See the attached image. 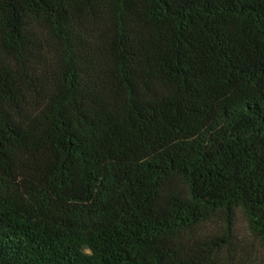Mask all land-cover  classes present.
I'll use <instances>...</instances> for the list:
<instances>
[{
    "label": "trees",
    "instance_id": "trees-1",
    "mask_svg": "<svg viewBox=\"0 0 264 264\" xmlns=\"http://www.w3.org/2000/svg\"><path fill=\"white\" fill-rule=\"evenodd\" d=\"M0 264H264V0H0Z\"/></svg>",
    "mask_w": 264,
    "mask_h": 264
},
{
    "label": "rangeland",
    "instance_id": "rangeland-1",
    "mask_svg": "<svg viewBox=\"0 0 264 264\" xmlns=\"http://www.w3.org/2000/svg\"><path fill=\"white\" fill-rule=\"evenodd\" d=\"M238 229H239V234L242 235L244 233L245 226L242 223V220H239L238 222Z\"/></svg>",
    "mask_w": 264,
    "mask_h": 264
}]
</instances>
